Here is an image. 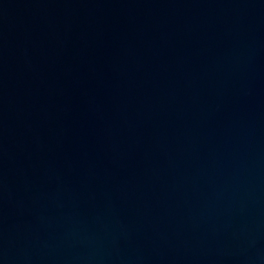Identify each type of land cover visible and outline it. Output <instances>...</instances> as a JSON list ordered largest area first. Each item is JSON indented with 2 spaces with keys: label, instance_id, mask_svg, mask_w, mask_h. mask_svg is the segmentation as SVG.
<instances>
[{
  "label": "water",
  "instance_id": "95a60500",
  "mask_svg": "<svg viewBox=\"0 0 264 264\" xmlns=\"http://www.w3.org/2000/svg\"><path fill=\"white\" fill-rule=\"evenodd\" d=\"M0 264H264V0H0Z\"/></svg>",
  "mask_w": 264,
  "mask_h": 264
}]
</instances>
